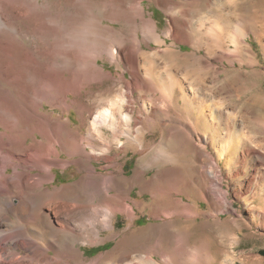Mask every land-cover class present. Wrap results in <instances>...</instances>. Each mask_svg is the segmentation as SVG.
<instances>
[{"label":"bare ground","instance_id":"obj_1","mask_svg":"<svg viewBox=\"0 0 264 264\" xmlns=\"http://www.w3.org/2000/svg\"><path fill=\"white\" fill-rule=\"evenodd\" d=\"M70 1L64 7L62 0H0V264H70L73 260L85 264L77 244L104 242L101 231L114 227L113 217L119 211L133 215L126 186L139 184L147 171L126 177L119 156L131 146L143 151L145 129L159 122L164 137L146 155V163L164 162L154 179L156 185L166 187L157 191L154 187L153 193L158 196L175 189V169L168 165L187 154L190 144L200 148L194 141L199 116L194 122L192 109L197 93L188 69V64L200 60L190 58L179 46L188 43L197 51L205 48L212 54L228 48L230 34L224 25L218 24L208 33L206 24L197 40L190 32H183L181 26L187 24L179 22L178 13L186 16L184 7L181 11L168 8L172 17L165 34L176 40L169 46L158 22L147 17L146 0ZM54 4L56 10L51 9ZM118 24L131 26L130 34L129 28L124 32ZM246 36L243 32L232 37L237 43L243 38L244 43ZM35 37L45 39V44L32 49L29 43ZM152 42L167 48L149 52L144 43L148 46ZM18 44L23 45V54L15 57ZM104 57L119 66L117 74L100 65ZM160 60L167 69L165 77L158 74ZM180 65L185 68L184 75L179 72ZM200 70L204 72L205 65ZM197 75V80H203V74ZM110 79L114 84L99 91V98H92L98 108L91 114V101L80 98L84 89ZM106 92L109 95L105 97ZM209 104L202 115L214 120L215 111ZM73 107L79 108L78 130L71 127L69 119L54 115L56 109L68 113ZM86 127L88 131L81 132ZM222 138L211 136L209 143ZM173 141L178 142V151L170 147ZM206 149L201 148L202 152ZM233 149L221 148L219 160ZM95 160L106 162L101 171ZM219 160L209 165L207 187L230 204L218 178ZM73 164L82 171L81 179L51 188L56 179L54 169ZM183 202L184 197L178 205L183 206ZM175 211L174 207L169 215ZM187 212L193 216L191 209ZM181 239L173 248L157 242L139 256L140 264H202L205 249L193 250ZM122 242L120 257L129 252L128 237ZM158 254L162 259L156 258ZM102 260L103 256L87 264Z\"/></svg>","mask_w":264,"mask_h":264},{"label":"rangeland","instance_id":"obj_2","mask_svg":"<svg viewBox=\"0 0 264 264\" xmlns=\"http://www.w3.org/2000/svg\"><path fill=\"white\" fill-rule=\"evenodd\" d=\"M62 2L66 7L71 1L62 0ZM144 4L147 17L154 18L158 22L163 37L167 38L165 32L172 17L168 8L175 7L181 11L184 7L187 9V15L178 13L179 22L187 24L186 27L181 26L183 32H190L195 36L194 40H197L200 35L199 30L206 24L208 33L214 26L224 25L230 34L226 41L228 48L226 51L212 54L206 53L205 48L197 51L188 43L179 46L180 50L186 52L190 58L194 56L200 60L188 64V69H191L190 83L193 92L197 93L192 101L194 122L198 121L199 116V126L194 141L200 148L196 149L195 145L190 144L187 154L179 155L174 163L168 165L175 169L172 175L174 178L172 185L175 189L169 193L161 192L157 194L158 196H154L153 188L156 187L157 191L158 188L164 189L166 186L156 185L154 176L165 165L164 162H157L156 159L155 165H149L151 162L146 163L148 161L146 155L153 146H156L155 144L162 141L164 137L162 123L159 122L145 129L143 151L131 146L125 153H121L119 159L126 177L143 175L144 171L147 173L139 184L126 186L129 189L126 192L127 196L134 207L133 215L119 211L113 217L114 227L101 231L104 242L89 244L81 241L77 244L85 264L101 256L103 260L99 264L132 262L140 264L141 255L151 250L155 244H158L157 242L162 241L173 248L178 245L182 237L189 248L196 250L202 246L205 249L206 256L201 259L202 264H264V0H177L175 4L167 0L152 2L146 0ZM56 7L57 5L54 4L51 9L56 10ZM126 25L118 24V27L128 32L129 26ZM131 29L130 26L129 34ZM243 32L247 34L244 43L243 38L240 43L233 40V37L237 38ZM141 38H143L142 31ZM39 39L35 37L30 41L32 49L45 44V39L44 42ZM167 41L170 46L176 40L170 36ZM144 45L149 52L167 48V45L162 47L155 42L148 46L145 43ZM22 49L23 45L18 44L15 49L17 52L14 51L15 57L23 54H21ZM100 65L114 74L120 71L119 66L106 57L100 58ZM204 65L205 70L202 72L200 69L204 68ZM157 70L162 77L166 76L167 69L162 60L158 62ZM179 70L181 75L185 74L182 65ZM197 74H203V80H197ZM128 76L131 77L130 74ZM113 84L110 79L105 84L95 83L84 89L80 98L83 102L91 101V114L98 108V103L93 101L99 98V91L103 92ZM108 93L106 92L104 96H108ZM111 93L113 95L114 92H110V95ZM209 103L214 108L216 120L209 115H206V120L202 115L206 104ZM49 110L53 111L51 108ZM54 115L56 117L62 115L64 119H69L71 127L75 130L81 127L79 108L73 107L68 113L56 109ZM87 131L88 127L81 129L83 133ZM215 135L223 138L217 139L215 144L209 143V137ZM203 136L205 140L202 142ZM30 142L32 139L29 140ZM204 143H207V147ZM178 146L177 141L170 142L173 150L178 151ZM220 147L227 151L234 149L232 154L230 153L229 156L227 154L219 160ZM201 148L207 149L202 152ZM113 153L115 154L116 151ZM66 156L64 153L63 157ZM217 160H219L218 178L221 180L223 190L228 193L230 204L218 199L210 191V187H207L209 180L206 172L209 170V165ZM105 163L104 160L94 161V165L100 171ZM54 172L56 179L50 184L51 188L74 183L83 175L75 164L67 169L55 168ZM182 197L185 198V202L183 206H179L178 201ZM170 199L174 204H169ZM19 200L15 198V202ZM174 207L180 214L175 211L171 216L169 212ZM189 209L193 216L188 214ZM126 237H128L129 252L124 258L120 256L124 246L122 240ZM156 258L162 259L160 254L156 255ZM70 264L78 263L73 260Z\"/></svg>","mask_w":264,"mask_h":264},{"label":"trees","instance_id":"obj_3","mask_svg":"<svg viewBox=\"0 0 264 264\" xmlns=\"http://www.w3.org/2000/svg\"><path fill=\"white\" fill-rule=\"evenodd\" d=\"M238 264V263H237Z\"/></svg>","mask_w":264,"mask_h":264}]
</instances>
